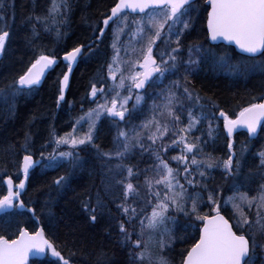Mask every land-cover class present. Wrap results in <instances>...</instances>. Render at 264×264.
I'll return each mask as SVG.
<instances>
[{"label": "snow or ice", "instance_id": "obj_1", "mask_svg": "<svg viewBox=\"0 0 264 264\" xmlns=\"http://www.w3.org/2000/svg\"><path fill=\"white\" fill-rule=\"evenodd\" d=\"M204 4L206 39L187 45L185 37L197 19L193 13L199 11L197 0H114L101 13L102 21L93 25L94 39L63 52L67 71L58 75L55 82L56 108L60 109L66 101L73 65L81 56L99 51L110 27L112 56L101 64L81 96L79 114L71 117V130L60 135L54 126H49V136L41 148L51 151L45 154L41 150L40 159H34L31 151L29 122L19 147L24 153L22 159L13 161L18 183L10 175L3 179L6 191L0 192V211L23 209L36 217L35 208L28 206L31 202L22 197L30 171L37 165L65 169L47 185L57 195L70 190L74 178L87 172L90 176L98 175L100 184L94 196L89 193L82 201L88 214L86 222L94 225L101 217L107 218L106 231H114L120 248L127 250V264H169L163 253L177 240L186 242L190 236L188 228L196 230L198 238L181 251L180 264H256L258 258L264 264V243L257 240V236L264 237V149L256 154L258 163L245 171L248 146L237 150L233 139L239 129H245L249 139L258 130L264 131V96L260 102L248 103L235 111L234 107L221 106L215 94H201L203 89L196 86L194 79L205 63L216 70L244 76L264 74V0H204ZM8 7L5 0H0V21L5 20ZM71 10V0H49L43 15L27 17L26 22L32 27L26 42L32 55L26 70L0 88V99L7 101L31 92L55 69V49L37 43L40 33L36 25L59 42L67 35L63 28ZM9 36V31H0V54L5 51ZM208 40L228 41L247 55L233 63L230 55L217 54L206 46ZM149 89H153L150 114L134 123L136 114L147 102ZM68 103L71 109L75 101ZM85 104L89 107L85 108ZM102 119H108L116 129L107 149L96 142ZM205 121L208 139L203 132L195 135ZM221 121L227 139L226 158L205 151L209 139L214 141L220 133ZM3 150L13 152L16 146ZM177 150V155L168 156L169 151ZM89 153L96 163H90ZM137 154L141 159L136 164L126 163ZM146 155L151 163L141 169L139 163ZM217 169L234 193L226 199L220 194L225 190L223 185L214 183L213 172ZM257 177L256 195L248 194L253 189L240 192ZM51 199L49 192L45 205ZM222 200L232 204L234 224L221 215ZM205 206L211 207L202 213ZM180 216L186 220L185 231L177 237L174 232ZM49 227H56L54 217ZM71 243L75 246L76 241ZM67 245L66 241L63 247ZM63 247L50 240L43 227L32 232L20 228L15 238L0 235V264H27L29 255L48 254L55 258L52 264H71L76 252L70 251L66 258ZM94 257V264H116L103 248L97 249Z\"/></svg>", "mask_w": 264, "mask_h": 264}, {"label": "trees", "instance_id": "obj_2", "mask_svg": "<svg viewBox=\"0 0 264 264\" xmlns=\"http://www.w3.org/2000/svg\"><path fill=\"white\" fill-rule=\"evenodd\" d=\"M5 2L10 7L7 9L5 20L0 21V31H9L10 36L6 40L5 51L0 58V88L26 70L32 55L26 42V35L30 33L32 27L31 23L26 22L27 17L43 15L49 5V0H5ZM113 2L114 0H71L70 18L67 26L63 28L67 35L63 36L59 42L56 41L53 34L45 33L41 25H36L37 31L40 33L37 43H43L48 48H54L58 62L55 69L46 75L41 86L36 85L31 92L21 93L14 99L7 101L0 99V192L6 191V186L2 183L6 176L10 175L17 180L16 166L13 161L22 159V151H19V147L24 141L25 131L29 130L27 127L29 122H31V148L34 157H37L36 155H39L40 151L43 150L40 146L42 141H45L49 136L50 125H54L57 129L56 132L60 135L69 131L71 117L79 114L81 96L85 93L89 82L97 74L101 64L106 60L109 51L106 42L103 40L95 55L81 57L72 72L70 86L66 92V101L54 116L55 99L58 94V84L55 82L58 75L62 76L65 66L61 61V56L65 50H70L76 44H85L94 39L93 25L102 21L101 13H105ZM196 6L199 11L193 14L197 16V19L186 35L185 41H205L207 7L204 0H197ZM33 23H35L34 19ZM206 46L210 45L207 43ZM211 47L217 53L230 52L233 63L245 58L236 54L228 46L214 45ZM259 58L258 56L257 59ZM194 79L196 86L203 89L201 94L204 92L209 95L215 94L221 106L234 107L235 111H238L240 107L247 106L248 103L260 102L261 97L264 96V74L259 72L250 73L245 78H234L224 71L215 70L210 63H205L201 65V69ZM72 101H75V104L70 109L68 102ZM87 105L85 104V108ZM138 116L140 117V114ZM201 132H203L204 138L208 139L207 130L197 131L195 135H201ZM113 133V130H106L105 124L100 123L96 142L105 149L109 148L112 145ZM261 133L264 135V131H260V134L254 139H249L243 131L237 132L233 137L237 150L242 145L247 144L248 146L249 150L245 152V171L248 170V167L258 163L256 154L264 149V142H259ZM11 145L16 146L15 151L6 152L3 150ZM43 151L46 154L48 152L47 149ZM205 151L214 156L226 158L227 139L223 130L220 131L214 141L209 139ZM169 153H173V151H169ZM92 156L93 154L89 153L90 163H96ZM140 159L137 154L126 163L136 164ZM147 163L150 164L151 161L146 155L143 157V162L139 163V167L142 168ZM60 174H62V169L41 170L39 174L33 172L30 175L22 199L31 202L28 206L35 208L36 217H32L31 213L23 209L2 211L0 212V235H5L6 238L11 239L17 236L20 228H26L32 232L42 226L48 238L58 246L63 247L65 242H68V245L63 247L62 254L68 257L70 251H75L76 255L71 257V261L76 264H94V253L100 248L113 256L116 264H127V250L120 248L114 231L111 233L106 231L109 225L107 218L101 217L94 225H89L86 222L88 214L84 210L82 201L88 198L89 193L94 196L100 184L99 176H90L87 172L81 173L74 178L70 190L63 195H57L55 189H49L47 185ZM151 174L148 173V175ZM213 176L215 177L214 183L222 184L225 189L221 194H234L230 184L222 180V172L219 169L213 172ZM142 178L144 177L141 176L140 179ZM257 181H259L258 177L252 183L245 184L244 187L240 188V192H247L249 189L254 191L258 185ZM49 192H51L52 199L45 205ZM205 207L201 208L202 213L208 212ZM112 208L115 211L114 205ZM221 211L231 223H235L228 209H221ZM52 217L56 221L55 228L49 227ZM185 223V218L180 216L179 224L174 232L175 236L179 237L184 234L183 226ZM187 232L190 233V236L186 242L177 240L165 250L164 255L168 258L169 264H180L181 251L189 247L198 237V232L192 228H188ZM261 238L264 240V237ZM73 240L76 241L75 246L71 243ZM52 261L54 260L44 257L31 260L29 264H52ZM256 264H260L259 258L256 260Z\"/></svg>", "mask_w": 264, "mask_h": 264}, {"label": "bare ground", "instance_id": "obj_3", "mask_svg": "<svg viewBox=\"0 0 264 264\" xmlns=\"http://www.w3.org/2000/svg\"><path fill=\"white\" fill-rule=\"evenodd\" d=\"M206 7H207V5H205ZM196 13V12H195ZM206 14H207V11H206ZM194 15V14H193ZM111 30H112V28L110 27V28H108L107 30H106V35L103 37V40L106 42V45H107V49H108V51H109V55L107 56V58L106 59H108V58H110L111 56H112V49H111V35H110V32H111ZM191 30V29H190ZM189 30V31H190ZM108 32V33H107ZM206 33H207V30H206V28H205V39H206ZM98 34V33H97ZM93 40V39H92ZM92 40H89L88 42H86L85 43V45H87L90 41H92ZM190 42H193V41H191V40H188V41H185L184 40V43L187 45L188 43H190ZM207 43L210 45V46H214V45H218V44H211L209 41H207ZM93 47L95 48V45H93ZM230 47V46H229ZM232 48V47H231ZM233 49V48H232ZM186 51V50H185ZM233 51L236 53V54H239V53H237L234 49H233ZM85 52H87V48H85ZM227 51H222V52H220V53H217V54H227V55H231V53L229 52H227ZM3 54V53H2ZM2 54L0 55V58H1V56H2ZM184 55L186 56V52L184 53ZM239 55H241V54H239ZM63 56V55H62ZM62 56H61V61H62ZM241 56H243V55H241ZM81 57H83V56H81ZM81 57L78 59V61L81 59ZM245 57V56H244ZM258 58V57H257ZM244 59V58H243ZM77 61V62H78ZM63 62V61H62ZM77 62L75 63V65H74V68H75V66L77 65ZM64 64V63H63ZM65 66H64V71H67V64H64ZM57 66V65H56ZM55 66V67H56ZM52 70H50L49 72H51ZM48 72V73H49ZM47 73V74H48ZM46 74V75H47ZM72 75V74H71ZM229 75H231V74H229ZM46 77V76H45ZM45 77H44V79H45ZM231 77H234V78H245L246 76H244V75H239V74H235V75H233V76H231ZM170 79H174V77H171ZM42 82V81H41ZM164 83L165 84H167L168 83V81L167 80H165L164 81ZM152 91H153V89H151L150 91H149V96H148V98H150V96H151V93H152ZM256 103V102H255ZM239 111V110H238ZM136 117H138V114H136ZM139 119H141L140 117L138 118V119H136L135 121H133L134 123H139ZM100 123H103V124H105V129L106 130H113L114 131V133H113V137L115 136V134H116V129L115 128H113V127H111V122L108 120V119H102V121L100 122ZM222 124V123H221ZM107 126V127H106ZM221 128V130H223L222 129V126L220 127ZM46 140V139H45ZM44 144V141H42V144H41V146ZM41 146H40V148H41ZM42 149V148H41ZM43 150H45V149H43ZM47 150H48V152H50L51 151V148H47ZM31 151H32V148H31ZM33 152V151H32ZM23 152H22V155L21 156H23ZM46 154V153H45ZM37 157H34V159H40V153H39V155H36ZM147 165H149L148 163L147 164H144L143 166H142V168L141 169H144ZM50 171L51 169H46V168H44V166H43V164H40V165H37L36 167H34L31 171H30V175L33 173V172H37L38 174L40 173V171ZM64 171H65V169H62V174L64 173ZM20 178H22V174H21V176H20ZM258 180H259V178H258ZM14 181L15 182H17L18 183V179L17 180H15L14 179ZM256 183H259V181H257ZM255 190V189H254ZM255 193V191H253V192H251V193H249V195L251 196V195H253ZM206 208V207H205ZM209 208H210V206H208L207 208H206V210H208L209 211ZM221 209H228L229 211H230V213H232L231 211H232V208H231V206L230 205H226V204H223L222 206H221ZM205 210V209H204ZM0 212H2V211H0ZM202 212V211H201ZM221 213H223L222 211H221ZM42 227V226H41ZM198 238V237H197ZM45 257H47V258H49V259H52L51 257H49L48 255H46ZM67 258V257H66ZM52 260H54V259H52ZM71 264H76L74 261H71Z\"/></svg>", "mask_w": 264, "mask_h": 264}, {"label": "rangeland", "instance_id": "obj_4", "mask_svg": "<svg viewBox=\"0 0 264 264\" xmlns=\"http://www.w3.org/2000/svg\"><path fill=\"white\" fill-rule=\"evenodd\" d=\"M110 35H111V43H112V30H111V32H110ZM186 52V56H185V58H187V51H185ZM1 55V54H0ZM241 60H243V59H241ZM211 65V64H210ZM216 70V69H215ZM227 74H231V76H233V75H235L236 73H229V72H226ZM106 74V73H105ZM151 89H149V91H150ZM153 103V98H152V95L150 96V98H149V100L147 99V102L143 105V109H142V111H140V112H138L137 114L139 115L140 114V118L141 119H139V122L141 121V120H143V119H145L146 117H148L149 116V114H150V111H149V108H150V105ZM89 107V106H88ZM138 118H139V116H138ZM186 122V121H185ZM137 123V122H136ZM222 121L220 122V127L222 126ZM121 127H123V125H121ZM200 128H201V130H207V121H205L204 122V124H202L201 126H200ZM68 130L70 131L71 130V126L68 128ZM68 132V131H67ZM263 133V132H262ZM262 133H261V136H260V138H261V140L259 141V142H264V135H262ZM61 135H63V134H61ZM263 137V138H262ZM178 154V150L177 151H173V153H169L168 154V156L170 157V156H173V155H177ZM227 156V155H226ZM172 167H175L176 165H175V162H172V165H171ZM152 175V174H151ZM144 178H142L141 179V181L143 180ZM181 182H183V181H181ZM233 191V190H232ZM221 194V193H220ZM225 199L227 198V197H230V196H232L233 194H221ZM253 195H256V192L253 194ZM252 196V195H251ZM205 199H206V196H205ZM223 204H225L224 202H223V200L221 201V206L223 205ZM228 205H230L231 206V208H232V213H231V216H232V218H233V216H234V209H233V207H232V204L231 203H227ZM226 204V205H227ZM211 207V206H210ZM149 211H150V209H149ZM244 211L247 213V212H249V209L247 208V206H245L244 207ZM254 213H255V205H253V207H252V210H251V214H252V217L254 218ZM235 221V220H234ZM174 235H175V233H174ZM155 238H157L158 239V236L157 237H155ZM257 240L259 241V242H261V243H264V240H263V238H259V236H257ZM164 254V253H163ZM262 255H264V253H262ZM260 260V259H259Z\"/></svg>", "mask_w": 264, "mask_h": 264}, {"label": "water", "instance_id": "obj_5", "mask_svg": "<svg viewBox=\"0 0 264 264\" xmlns=\"http://www.w3.org/2000/svg\"><path fill=\"white\" fill-rule=\"evenodd\" d=\"M205 26H206V30H207V14H206V21H205ZM211 44H223V45H226V46H230V47H232L237 53H239V54H241V55H243V56H246L247 54H244V53H241L240 52V50L235 46V44H233V43H229L228 41H223V40H217V41H210V40H208ZM63 61V60H62ZM63 63L64 64H67L65 61H63ZM75 65V64H74ZM74 65H73V69H72V72H73V70H74ZM72 72L70 73V79H71V74H72ZM44 80V78L41 80V81H43ZM68 89V88H67ZM67 89H66V91H67ZM66 91H65V93H66ZM256 103H258V102H256ZM240 131H244V132H246L247 133V131L245 130V129H239L237 132H240ZM259 133H260V130H258V132H257V135L255 136V137H253L252 139H254V138H256L258 135H259ZM248 135V134H247ZM221 215H223L226 219H228L223 213H221ZM230 222V221H229ZM231 223V222H230ZM38 228H41V226H39ZM29 231V230H28ZM17 235H19V233L17 234ZM16 237V236H15ZM14 237V238H15ZM46 255H29V257H28V261H27V264H29V262L31 261V260H34V259H39V258H42V257H45ZM48 256L49 257H51L50 256V254H48ZM52 259H55V258H53V257H51Z\"/></svg>", "mask_w": 264, "mask_h": 264}, {"label": "flooded vegetation", "instance_id": "obj_6", "mask_svg": "<svg viewBox=\"0 0 264 264\" xmlns=\"http://www.w3.org/2000/svg\"><path fill=\"white\" fill-rule=\"evenodd\" d=\"M205 21H206V18H205ZM205 28H206V26H205ZM218 45H223V44H218ZM224 46H226V45H224ZM229 47V46H228ZM44 81V80H43ZM43 81L39 84V86H41V84L43 83ZM67 92V91H66ZM65 95H66V93H65ZM64 103V102H63ZM89 105H87L86 106V108L88 107ZM58 111V109L56 108V104H55V114H54V116L56 115V112ZM55 118V117H54ZM54 126V125H53ZM55 130H57V129H55Z\"/></svg>", "mask_w": 264, "mask_h": 264}]
</instances>
